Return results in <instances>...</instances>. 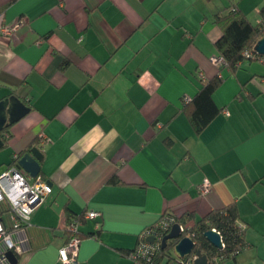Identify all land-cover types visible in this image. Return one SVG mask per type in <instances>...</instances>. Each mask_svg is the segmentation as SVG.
<instances>
[{
	"label": "crops",
	"instance_id": "0c3cea01",
	"mask_svg": "<svg viewBox=\"0 0 264 264\" xmlns=\"http://www.w3.org/2000/svg\"><path fill=\"white\" fill-rule=\"evenodd\" d=\"M263 3L0 0L4 22L22 21L0 36V100L15 94L31 107L6 130L0 173L38 147V176L53 187L11 232L17 264H66L67 217L87 210L100 216L83 220L71 264H141L128 253L162 215L193 226L230 203L247 248L219 264H264V63L222 70L221 111L202 131L184 108L220 71L215 15L236 6L257 24ZM205 179L213 189L201 194ZM0 222L12 227L11 211Z\"/></svg>",
	"mask_w": 264,
	"mask_h": 264
},
{
	"label": "trees",
	"instance_id": "16d2710c",
	"mask_svg": "<svg viewBox=\"0 0 264 264\" xmlns=\"http://www.w3.org/2000/svg\"><path fill=\"white\" fill-rule=\"evenodd\" d=\"M261 17L257 24L252 23L248 17L238 7L234 6L225 13L215 15V23L221 29V35L216 40L215 46L218 55L225 58L227 64L219 67V74L213 79L203 83L196 95L186 100L185 109L189 111L190 121L197 132L202 131L221 111V108L216 104L214 93L223 81V75L220 73L224 68L230 71H235L242 62L246 60L254 61L252 57H247L245 50H252L255 54L254 47L257 42L264 37V3L259 10ZM8 128V127H7ZM5 128L0 135L4 143L7 142V134ZM26 152H22L11 163L18 164L19 159ZM10 165V166H11ZM111 181H114L111 179ZM10 207L7 203L0 204V216L9 212ZM84 212L78 215H68V223L73 218L84 220ZM190 216L177 218L176 222L185 223ZM240 215L236 203H230L221 209H216L208 213L203 218L195 221L190 232L196 243V248L206 253L212 264H219L225 260L236 259L237 255L247 248L245 239L246 227L241 226ZM67 223V225H68ZM215 228L223 238L225 244L223 249H219L211 244L204 233L207 230ZM167 233H164V237ZM178 239L168 240L167 246H160L150 263L143 264H183L192 258H181L174 256L172 251L175 248ZM129 254V253H128Z\"/></svg>",
	"mask_w": 264,
	"mask_h": 264
},
{
	"label": "built area",
	"instance_id": "2783aa9c",
	"mask_svg": "<svg viewBox=\"0 0 264 264\" xmlns=\"http://www.w3.org/2000/svg\"><path fill=\"white\" fill-rule=\"evenodd\" d=\"M22 21L10 24L0 18V36H12L17 31ZM255 51V47H254ZM244 54L247 57H252L256 61L264 63V55H260L252 50H245ZM213 63L218 67L226 65L225 58L221 55L213 56ZM222 76V73H220ZM43 137L44 135L41 134ZM18 157L15 156L14 159ZM201 194H207L213 189V185L208 179H205L199 186ZM53 187L49 181H46L40 176L31 177L27 172L20 169L17 164H12L8 169L0 173V204L7 203L10 207L11 216L13 220L12 227H6L0 222V242H4V247H0V264H10L5 252L8 250L14 251L16 254L22 251V247L16 244L12 239V230L18 229L29 223L32 213L35 209L45 202L47 196L52 192ZM100 212L96 210H87L84 212V220H97ZM83 220L73 218L67 225L70 233L69 239L65 246L60 248L59 256L61 261L66 264H71L77 261L78 251L82 241L80 226ZM176 222L175 216L169 213L162 215L153 225L147 227L141 234L138 244L129 252V257L137 262L150 263L160 246H162V239L164 233H169L172 226ZM99 228L100 224L96 223ZM181 237L193 238L189 226L185 223H179ZM241 226L246 227L244 224ZM213 230H216L213 228ZM219 232L218 230H216ZM220 233V232H219ZM155 237L153 242L148 240L149 237ZM222 237V236H221ZM223 248L225 246L222 238ZM191 256V255H190ZM189 257V256H188ZM196 255H192L188 261L183 264H192Z\"/></svg>",
	"mask_w": 264,
	"mask_h": 264
},
{
	"label": "water",
	"instance_id": "95a60500",
	"mask_svg": "<svg viewBox=\"0 0 264 264\" xmlns=\"http://www.w3.org/2000/svg\"><path fill=\"white\" fill-rule=\"evenodd\" d=\"M255 51L260 55H264V37L255 45ZM31 111V107L27 105L19 96L13 94L0 100V133L5 128L13 125L21 120ZM3 138L0 135V147L4 146ZM43 152L38 147H32L18 161V167L27 172L31 177L35 178L41 171V161L43 160ZM50 182V181H49ZM51 183V182H50ZM206 239L219 249H223L222 237L216 230L210 229L204 233ZM178 239L174 251L177 256L184 258L190 255H196L192 264H212L208 255L196 248V243L191 237H181L180 225L175 223L170 232L162 239V246L166 247L168 240ZM150 242L155 240V237L148 238ZM10 264H17V254L8 250L5 252Z\"/></svg>",
	"mask_w": 264,
	"mask_h": 264
},
{
	"label": "rangeland",
	"instance_id": "374dc122",
	"mask_svg": "<svg viewBox=\"0 0 264 264\" xmlns=\"http://www.w3.org/2000/svg\"><path fill=\"white\" fill-rule=\"evenodd\" d=\"M172 253H173L174 256H176V253H175L174 249H173Z\"/></svg>",
	"mask_w": 264,
	"mask_h": 264
},
{
	"label": "bare ground",
	"instance_id": "6f19581e",
	"mask_svg": "<svg viewBox=\"0 0 264 264\" xmlns=\"http://www.w3.org/2000/svg\"><path fill=\"white\" fill-rule=\"evenodd\" d=\"M48 198V197H47ZM25 249V248H24Z\"/></svg>",
	"mask_w": 264,
	"mask_h": 264
}]
</instances>
